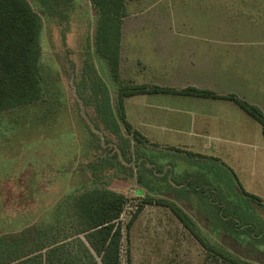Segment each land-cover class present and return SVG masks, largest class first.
<instances>
[{
	"label": "rangeland",
	"instance_id": "rangeland-1",
	"mask_svg": "<svg viewBox=\"0 0 264 264\" xmlns=\"http://www.w3.org/2000/svg\"><path fill=\"white\" fill-rule=\"evenodd\" d=\"M28 1L43 21L40 63L45 100L0 113L2 214L36 218L66 192L98 187L128 198L122 216L126 224L145 197L166 199L190 215L212 244L264 264L260 124L248 116L249 131L243 139L191 140L198 153L194 157L185 150L164 155L162 147L146 153L147 144L134 142L117 119L116 89L105 61L95 52L96 16L90 1ZM127 11L122 30L126 46L136 38L178 36L196 38L198 47L220 54L231 48L246 51L256 60L251 62L260 77L257 87L264 90V0H140L128 1ZM127 67L124 62L126 78ZM103 91L115 107L107 121L101 113ZM178 142L185 145L188 140ZM118 147L126 151L122 165L121 156L116 159ZM148 162L160 169L156 175V167ZM30 177L41 194L27 206L22 192ZM243 192L262 202L249 200ZM220 209L243 232L224 226L225 218L215 214ZM128 254L132 264H226L214 258L168 207L159 205H146L125 233L122 264H127Z\"/></svg>",
	"mask_w": 264,
	"mask_h": 264
},
{
	"label": "trees",
	"instance_id": "trees-1",
	"mask_svg": "<svg viewBox=\"0 0 264 264\" xmlns=\"http://www.w3.org/2000/svg\"><path fill=\"white\" fill-rule=\"evenodd\" d=\"M89 1L96 16L94 35L96 56L97 59L105 61L116 89V108L112 105L108 93L103 91L105 105L101 113L104 120L106 118L105 121L114 107L118 121L133 141L144 144L147 141L127 120V99L157 94L223 99L234 102L259 123L264 137L263 111L235 95L221 96L212 91L193 87L177 91L159 86L136 85L123 80L122 30L124 20L128 17L127 2L140 0ZM42 31V18L28 0H0V113L36 105L45 100L40 63ZM188 155L195 156L193 153ZM120 156L122 165L126 151L118 147L116 159ZM152 165L156 167L154 172L156 175L157 169H160L154 163ZM139 184L146 187L140 179ZM40 194L39 185L30 177L29 183L24 187V193L22 192L26 200L24 204L32 205ZM243 194L257 204L262 202V199L255 195L246 192ZM127 204L128 198L124 194L97 187L66 192L58 202L36 218L22 213L12 217L2 214L5 205L3 206L0 185V264H122L125 233L129 234L134 221L146 205L168 207L191 235L217 260L226 264H254L209 242L199 231L193 218L175 203L166 199L145 197L130 221L124 224L122 216ZM215 214L227 220L221 221L224 226L234 232L241 231L237 227V222L234 219H226L230 216L227 214L225 217L221 209L216 210ZM254 231L253 228L251 233ZM127 264H132L129 254Z\"/></svg>",
	"mask_w": 264,
	"mask_h": 264
},
{
	"label": "crops",
	"instance_id": "crops-1",
	"mask_svg": "<svg viewBox=\"0 0 264 264\" xmlns=\"http://www.w3.org/2000/svg\"><path fill=\"white\" fill-rule=\"evenodd\" d=\"M124 42L123 80L177 91L193 87L221 96L235 95L264 113V90L257 87L260 77L256 63L251 62L256 60L248 58L246 51L231 48L220 54L198 47L196 38L178 36L136 38L127 46ZM124 62L128 63L127 78L122 74ZM126 102L127 120L147 141L146 153L162 147L164 155L181 150L198 155L191 140L243 139L249 131L248 115L229 100L157 94L134 96ZM179 139L188 142L182 145Z\"/></svg>",
	"mask_w": 264,
	"mask_h": 264
}]
</instances>
